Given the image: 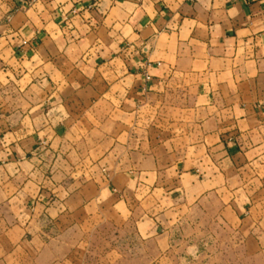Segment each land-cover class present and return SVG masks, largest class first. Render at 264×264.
I'll return each mask as SVG.
<instances>
[{
	"label": "crops",
	"instance_id": "obj_1",
	"mask_svg": "<svg viewBox=\"0 0 264 264\" xmlns=\"http://www.w3.org/2000/svg\"><path fill=\"white\" fill-rule=\"evenodd\" d=\"M113 228L264 264V0H0V264Z\"/></svg>",
	"mask_w": 264,
	"mask_h": 264
},
{
	"label": "rangeland",
	"instance_id": "obj_2",
	"mask_svg": "<svg viewBox=\"0 0 264 264\" xmlns=\"http://www.w3.org/2000/svg\"><path fill=\"white\" fill-rule=\"evenodd\" d=\"M178 235L177 245L165 249L164 255L159 256L160 248L133 234L125 235L115 228L101 229L96 237L69 251L68 264H219L208 260L209 253L203 247L187 245L186 229H181Z\"/></svg>",
	"mask_w": 264,
	"mask_h": 264
}]
</instances>
